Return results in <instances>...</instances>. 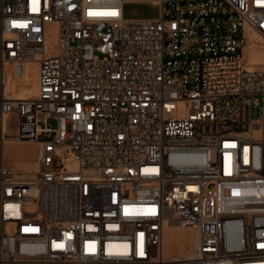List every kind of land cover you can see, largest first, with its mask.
I'll use <instances>...</instances> for the list:
<instances>
[{"label": "built area", "instance_id": "1", "mask_svg": "<svg viewBox=\"0 0 264 264\" xmlns=\"http://www.w3.org/2000/svg\"><path fill=\"white\" fill-rule=\"evenodd\" d=\"M123 1L0 0V264H264V66L245 59L264 0ZM6 139L38 146L35 171ZM168 228L192 247L167 253Z\"/></svg>", "mask_w": 264, "mask_h": 264}, {"label": "rangeland", "instance_id": "2", "mask_svg": "<svg viewBox=\"0 0 264 264\" xmlns=\"http://www.w3.org/2000/svg\"><path fill=\"white\" fill-rule=\"evenodd\" d=\"M125 1V0H124ZM123 16L125 18H143V17H156L158 16V8L148 4L146 2H134L132 0H126L123 4ZM264 46V43H263ZM33 64H27L25 68H20L19 71L24 73V76L18 79L15 74V87H11V74L8 77L7 89L9 92H15L18 95L32 94L36 89V70L32 68ZM19 80V81H17ZM14 90V91H13ZM48 123L52 126L55 125V121L50 119ZM43 137H40L42 139ZM19 144V145H18ZM21 143H4L2 149L3 159L7 166L14 167L13 162H19L21 160H37L38 146L33 143L32 145H20ZM22 162V161H21ZM20 163V162H19ZM22 164V163H21ZM23 168V167H17ZM24 169V168H23ZM194 240V232L192 230H174L169 229L165 236V248L166 250L173 251L175 253H181L189 250Z\"/></svg>", "mask_w": 264, "mask_h": 264}, {"label": "bare ground", "instance_id": "3", "mask_svg": "<svg viewBox=\"0 0 264 264\" xmlns=\"http://www.w3.org/2000/svg\"><path fill=\"white\" fill-rule=\"evenodd\" d=\"M246 36H247V39H248V44L245 48V59L251 63V65H257V64H262L264 66V46H263V43H264V40L263 38L261 37V35L256 32V31H251V30H246ZM15 74H17V76H20L22 75V77L24 76V73L22 71H19V69H15L13 71ZM11 78H12V82H11V87L14 89L15 87V79H16V76L12 73L11 74ZM8 91V94L11 95V97L17 99V98H23V97H28L32 94H22V95H18L16 94L15 92H9V90L7 89ZM14 91V90H13ZM5 141H10V142H13V143H33L35 144L34 142L32 141H21V142H14V141H11L9 139H6ZM4 141V143H5ZM4 143H3V146H4ZM3 146H2V149H3ZM3 156V155H2ZM13 165L14 167H23L25 170L27 171H31L29 169H27L26 167H24L21 163L19 162H16L14 161L13 162ZM169 229H176V228H168L165 232V236H166V233ZM176 230H190V229H176ZM165 236H164V247H165Z\"/></svg>", "mask_w": 264, "mask_h": 264}, {"label": "crops", "instance_id": "4", "mask_svg": "<svg viewBox=\"0 0 264 264\" xmlns=\"http://www.w3.org/2000/svg\"><path fill=\"white\" fill-rule=\"evenodd\" d=\"M126 1V0H125ZM125 1L122 2V9H123V4L125 3ZM134 2H144V1H140V0H132ZM148 4H151L152 6H155L158 8V6L152 2H146ZM143 18H154V17H143ZM15 75V74H14ZM5 143H13V142H10V141H5ZM15 144V143H13ZM19 145V144H18ZM20 145H32V144H28V143H21ZM22 161V162H21ZM19 161L20 163H22V165L24 167H26L27 169L31 170V171H35L37 169V160L33 159V160H30V159H26V160H21ZM192 247V245H191ZM166 249V248H165ZM167 253H170V254H174V255H179V254H182L184 252H181V253H175L173 251H170V250H166Z\"/></svg>", "mask_w": 264, "mask_h": 264}]
</instances>
